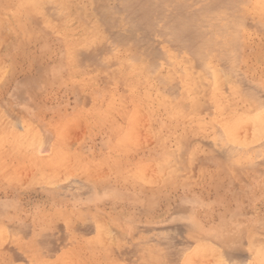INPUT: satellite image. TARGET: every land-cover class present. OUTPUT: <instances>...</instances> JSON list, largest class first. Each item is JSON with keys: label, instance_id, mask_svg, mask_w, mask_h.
<instances>
[{"label": "rangeland", "instance_id": "rangeland-1", "mask_svg": "<svg viewBox=\"0 0 264 264\" xmlns=\"http://www.w3.org/2000/svg\"><path fill=\"white\" fill-rule=\"evenodd\" d=\"M50 1L53 2L47 6L44 2V5L34 7L27 6L26 0H0V203L11 206L0 208V214H5L0 217V264H58L56 260L59 259L62 260L59 264H64L67 258V264H74V260L75 264H186L185 259H189L190 264L195 261L193 264L264 262V246H260L264 244V50H260L262 54L256 58L258 45L264 46V0H232L231 4L226 0L232 8L225 0L221 3L218 0L219 10L217 0H158L159 6H165L162 12L165 8L168 10L163 12L164 18L175 13L173 19L181 18L185 12L197 17L199 14L203 18L206 16L203 22L195 23L203 26L196 31L206 34L205 40L207 38L209 43L212 40L209 37H215L214 32L219 29L222 35L219 33L216 41H220L215 46L207 43L204 53L213 60L212 65L218 72L225 71L226 81L231 77L230 83L221 84L220 94L227 97L232 82L242 100L235 103L226 99L218 103L204 100L192 112L175 114L173 104L181 105L184 92L181 81L186 74L195 80L198 74H203V83L213 81L210 66L206 70L212 78L205 70L201 71L204 64L199 63L202 62L200 57L194 62L200 43H197L194 56L189 49L192 45H182V42L179 46L173 36L164 40L167 39L166 29H176L175 20L169 27L164 23L166 18L162 17L163 22L159 18L162 12L153 15L152 7L155 21L151 20L158 26L150 21L153 24L150 28L159 32V38L157 31L152 32L149 28V34V31L144 33L141 26L138 27L140 30L131 26L133 20L125 11L126 5L121 2L124 0H61L63 6ZM221 4L230 10L220 7ZM209 15L217 16L212 19ZM234 16L245 19L240 30L243 35L239 38L244 50L240 49L238 53L237 48V75L236 68L232 66L234 69L230 70L221 54V49L230 42V35L224 38L225 30L238 25V18ZM235 18L236 22L233 21ZM163 24L167 28H163ZM161 28L166 31L163 33ZM184 46L189 52L184 51ZM144 49L148 51L142 52L143 55L137 53ZM84 53L88 55L85 58ZM131 55H138L135 56L138 59L133 60ZM139 56L145 59L143 57L142 61ZM46 78L50 83L45 86ZM27 80L34 83L32 90L35 87H42V90L34 95L31 108L22 109L15 92ZM172 83L175 87L172 85L173 89H169L167 95L168 85ZM203 83L205 90L208 84ZM195 88L200 89L201 84ZM243 89L250 92L251 97ZM237 105L239 113L242 112L239 119L230 114L232 107ZM257 121L263 124L260 132L256 130L260 128L256 127ZM228 123L233 125L234 133L238 132L239 136L235 135L238 138L234 136L235 142L225 136ZM43 128L48 129L44 131ZM46 131L51 132L47 134ZM40 132L41 135H37ZM30 135L32 139L27 144ZM47 135L51 137L44 141ZM22 141L23 145L17 149L16 143ZM46 142L50 145H44ZM168 158L171 163L167 167L157 166ZM218 159L229 161L216 172ZM232 159L234 161L230 162ZM48 179L54 180L53 187L51 183L46 185L51 181ZM55 183H58V189ZM113 189L126 195L119 204L111 207L102 198L105 191ZM243 189L249 190L243 199L230 197L234 191ZM141 191L145 194H138ZM186 196L196 201L198 216L204 226L215 224L224 209L229 214L230 222L225 223L224 229H216L213 236L201 237L205 252L196 250V239L188 237L186 226L171 222L183 211L178 199ZM88 219L91 223L95 220L94 226L87 222ZM127 224L132 226V232L126 230ZM9 227L12 234L8 242ZM217 230H224V236L219 238ZM103 238H107L104 245ZM228 253L232 254L229 256Z\"/></svg>", "mask_w": 264, "mask_h": 264}, {"label": "bare ground", "instance_id": "bare-ground-1", "mask_svg": "<svg viewBox=\"0 0 264 264\" xmlns=\"http://www.w3.org/2000/svg\"><path fill=\"white\" fill-rule=\"evenodd\" d=\"M47 1H49V3L47 2ZM54 1H57V2H59L60 3V5H62L63 6V4H62V1L61 0H54ZM70 2L72 1V0H69ZM68 1V2H69ZM100 2H101V0H99ZM147 1V0H146ZM165 1V0H164ZM168 0H166V2H167ZM216 1V0H215ZM223 1V0H222ZM230 1V3L229 4H231L232 3V0H229ZM236 1V0H235ZM234 1V2H235ZM239 1V0H238ZM242 1V0H241ZM26 2H27V6H34V7H36L37 5H38V7L39 6H42V5H44V2L45 3H47V4H45L46 6L47 5H49L50 4V0H26ZM53 2V1H52ZM51 2V3H52ZM74 2V1H73ZM121 2H123L124 4L123 5H126V6H124V8L126 9L125 11H127L128 12V14H129V16H130V18L133 20V22H132V25L131 26H133V28L135 27V28H138L139 26H141V28L143 27V32L144 31H149V34H150V30H152L153 28H150V27H153V24H152V22L153 21H155V20H153V19H155V18H153V16H152V7H153V15H155L156 16V14L158 13V12H162V10H163V8L165 7V6H162V5H160L159 6V4H160V2L158 1V0H156V1H154V0H150V1H147V2H144L143 0H124V1H121ZM144 2V3H143ZM184 2V1H183ZM193 2H194V0H193ZM219 1L217 0V3H218ZM225 3H227L226 5H228V6H231V5H229L228 4V1L226 2V0L224 1ZM224 2H222V3H224ZM177 3V2H176ZM180 3V2H179ZM185 3V2H184ZM216 3V4H217ZM219 3H221V0H220V2ZM219 3L216 5L217 7H218V10H219ZM237 3V2H236ZM244 3V2H243ZM247 3V2H246ZM97 4V3H96ZM170 4V3H169ZM182 4V3H181ZM196 4V3H195ZM122 5V6H123ZM192 5H194V4H192ZM233 5V4H232ZM234 5H236V4H234ZM238 5H239V3H237V7L236 8H238ZM96 6V5H95ZM159 6V7H158ZM184 6V5H183ZM204 6V5H203ZM215 6V5H214ZM213 6V7H214ZM225 7V9H226V6L225 5H222L221 4V6L220 7H222V8H224ZM37 7V8H38ZM83 7V6H82ZM170 7V6H169ZM174 7V6H173ZM180 7V6H179ZM187 7V6H186ZM185 7V8H186ZM192 7V6H191ZM44 8V7H43ZM42 8V9H43ZM45 8H47V7H45ZM99 8V7H98ZM108 8V7H107ZM113 8V7H112ZM123 8V9H124ZM181 8V7H180ZM183 8V7H182ZM230 8H232V6L230 7ZM230 8L228 9V10H230ZM248 8V7H247ZM175 9V8H174ZM177 9V8H176ZM175 9V10H176ZM210 9H212V8H210ZM221 9V8H220ZM225 9H224V11H225ZM39 10V9H38ZM71 10H72V8H71ZM100 10H102L101 8H100ZM167 9L165 8L164 9V11H166ZM181 10V9H180ZM194 10V9H193ZM198 10V9H197ZM203 10H205L204 8H203ZM206 10H209V9H206ZM227 10V9H226ZM227 10V11H228ZM238 10V9H237ZM74 11V10H73ZM102 11H104V10H102ZM119 11V10H118ZM163 11V12H164ZM168 11V10H167ZM172 11V10H171ZM170 11V12H171ZM215 11V10H214ZM214 11H212L213 13H215ZM222 11V10H221ZM63 12V11H62ZM62 12L60 13V15H62ZM163 12L162 13H158L159 14V18H161V22H163L164 20L162 19V17L165 15V13H164V15L162 16V14H163ZM176 12V11H175ZM190 12H192V10L190 11ZM194 12V11H193ZM197 12V11H196ZM223 12V11H222ZM226 12V11H225ZM234 12V11H233ZM101 14H102V12H100ZM106 13V12H105ZM154 13H156V14H154ZM186 14H182L180 17L181 18H176V19H173L174 18V15L176 14H173V12L172 13H168L167 15H171V14H173L172 16H168V17H170L169 19H168V17L166 16L165 18L168 20V21H170V22H166L167 20H165V24H167L169 27L171 26V21H173L174 22V20L176 21V25H175V27H176V29H173V27H171L172 29V32H173V34H172V32H170V31H168V29H166V30H162V28H161V30L163 31V33L165 32V36H166V38L167 39H164L165 41L166 40H168V38H172L171 36H173L174 38V41H175V43L178 45L179 44V46H181V44H182V42H184V44H182V45H185V44H189L188 46H191L189 49H191L190 50V53L192 52V54L194 55L195 53H194V51L196 50V46H197V43H200V44H198L199 46H197V50H198V52H197V55H196V58L194 59V62H195V60L198 58V57H200V60L202 61V62H199L200 64L201 63H203L204 64V66L202 65H200L203 69L201 70L200 68V70L201 71H203V70H205L204 72H206L207 73V75H208V70H209V68L211 69L210 71H213L212 72V75H213V81H211V82H209V84L208 83H203L202 81H204L205 80V78H204V75L203 74H198V79H194V77H192V75H190V74H186L183 78H182V81H181V83H182V86L184 87V92H183V94H182V96H181V105H174L173 104V108H172V110L174 111V114H175V112H178V113H184V112H192V111H194L195 109H196V106L198 105V103L199 102H202V101H204V100H212V101H214V102H216V103H218V101H222V100H224V99H226V100H231V102L232 103H235L237 100H241L240 99V97H241V95H240V92H239V90H237L235 87H233L232 86V82H231V84H230V88H229V90H228V95H227V97H225V96H222L221 94H220V87H222L221 86V84L223 85V84H225V85H227L226 83H230V76H232L233 75V73H232V71H230V70H233L234 68H236V70L238 69L237 67H239V64H238V60L239 59H237V57H236V55L239 53V51H240V49L241 50H244V48L242 47V44H243V42H240V39L239 38H241V36L243 35V32H241L240 30H241V27H242V25H244V21H245V19H244V21H243V19L242 18H238L237 16H234V17H237L238 19H237V22H238V25L235 27H233L232 26V28L230 27V28H228V29H226V27H225V32H226V36L224 37V38H226V37H228L229 38V35H230V42H229V44H225L227 41H228V39L224 42V47H223V49H221L222 50V52H221V54L223 53L224 54V61H225V63H228V66L230 65V72H228V73H230V78H229V81H226L225 80V77H226V79H228L227 77L228 76H225V74H223L225 71H223L222 73L221 72H218L216 69H215V67H213V65H212V63H213V60L211 61L209 58H210V56H206L205 54L206 53H204V50L208 47V44L209 45H212V46H215L218 42L216 41L217 40V38H218V36L217 35H220L221 33H220V31H218V30H215V34L214 33H212V34H214L215 35V37H212V36H210L209 37V39L211 38L212 40L210 41V43L208 42L209 40L206 38V40H205V37H206V34H203V32L201 33V31H196L197 30V28H200V27H203V26H199L198 24H196L195 22H197V21H199V22H203L204 21V18L206 17H201V15L199 14L198 16L199 17H197V16H194L193 14H191V15H193V16H191V15H189V14H187V12H185ZM200 13H202V15H203V12H201L200 11ZM206 13V12H205ZM220 13V12H219ZM198 14V13H197ZM217 14V13H216ZM229 14V13H228ZM109 15V14H108ZM160 15H161V17H160ZM177 15H178V13H177ZM195 15H196V13H195ZM213 15V14H212ZM218 15V14H217ZM217 15H214L213 17H215V16H217ZM230 15V14H229ZM234 15V14H233ZM232 15V16H233ZM150 16H151V18H150ZM158 17V16H157ZM156 17V18H157ZM176 17V16H175ZM178 17V16H177ZM196 17V18H195ZM209 17L210 18H212L213 19V17H211V15H209ZM242 17V16H241ZM107 18H109V17H107ZM117 18V17H116ZM164 18V17H163ZM164 18V19H165ZM216 18H218V17H216ZM106 19V18H105ZM110 19H112V18H110ZM153 21H152V20ZM195 19V20H194ZM212 19H210V20H212ZM222 19V18H221ZM231 19V18H230ZM233 19V18H232ZM242 19V22L240 21L239 22V20H241ZM109 20V19H108ZM126 20V19H125ZM131 20V21H132ZM157 20H158V18H157ZM194 20V21H193ZM214 20H219V19H214ZM213 20V21H214ZM224 20V19H223ZM236 20V18L233 20V21H235ZM129 21V20H128ZM150 21H152L151 22V24H152V26H150L151 24H150ZM160 21V20H159ZM205 21H206V19H205ZM207 21H208V19H207ZM230 21V20H229ZM158 22V21H157ZM209 22V21H208ZM236 22V21H235ZM256 22V21H255ZM154 24H155V22H153ZM170 25H169V24ZM206 23V22H205ZM211 23V22H210ZM209 23V24H210ZM217 23V22H216ZM240 23V24H239ZM241 23H242V25H241ZM134 24V25H133ZM158 23H156L155 25L156 26H158L157 25ZM165 24H163L162 26H163V28L165 27V26H167V25H165ZM173 25L172 26H174V23H172ZM204 24V23H203ZM218 24V23H217ZM233 24H234V22H233ZM256 24V23H255ZM259 24V23H258ZM211 25V24H210ZM216 25V24H215ZM235 25V24H234ZM262 25L264 26V23H262ZM156 26H154V29H155V27ZM207 26V25H206ZM216 26H220V25H216ZM120 27V26H119ZM161 27V26H160ZM160 27H159V31H160ZM243 27H245V26H243ZM260 27H262L261 26V24H260ZM5 28V27H4ZM149 28H150V30H149ZM157 28V27H156ZM165 28H167V27H165ZM7 29V28H6ZM139 29V28H138ZM158 29V28H157ZM216 29H217V27H216ZM221 29V28H220ZM264 29V28H263ZM5 30V29H4ZM134 30H136V29H134ZM140 30V29H139ZM203 30V29H202ZM133 31V30H132ZM154 30H152V32H153ZM157 31V30H156ZM156 31H154V32H156ZM209 31H212V30H209ZM135 32H141V31H135ZM151 32V33H152ZM161 32V31H160ZM206 32V31H205ZM9 33V32H8ZM145 33V32H144ZM158 31L156 32V34H157V36H158ZM168 33H169V35H168ZM220 33V34H219ZM224 33V32H223ZM142 34V33H141ZM148 34V33H147ZM152 34H154V35H156L155 33H152ZM172 34V35H171ZM8 35V34H7ZM9 35L11 36V38H12V31L9 33ZM140 35V34H139ZM161 35H162V32H161ZM160 35V36H161ZM222 35V34H221ZM122 36V35H121ZM143 36V35H142ZM120 37V36H119ZM159 37V36H158ZM157 37V38H158ZM263 38H264V34H263V36H262ZM122 38H123V36H122ZM138 38V37H137ZM151 38H153V35H152V37ZM160 38V37H159ZM159 38H158V40H159ZM223 38V37H222ZM163 39V38H162ZM203 39L205 40V41H203ZM243 39V38H242ZM163 40V41H164ZM170 40V39H169ZM1 41V40H0ZM113 41V40H112ZM135 41V40H134ZM138 41H139V39H138ZM143 41V40H142ZM179 41L181 42V43H179ZM244 41V40H243ZM119 42V41H118ZM128 42V41H127ZM144 42V41H143ZM201 42H202V44H201ZM204 42V43H203ZM206 42V43H205ZM222 42V41H221ZM140 43V42H139ZM146 43V42H145ZM150 43V42H149ZM160 43V42H159ZM163 43V42H162ZM171 43V42H170ZM208 43V44H207ZM105 44V43H104ZM134 45H135V43H133ZM172 44H174V43H172ZM204 44V45H203ZM222 44V43H221ZM107 45H109V44H107ZM113 45V44H112ZM137 45V44H136ZM201 45H203V46H201ZM206 45V47H204ZM99 45H97V47H98ZM220 45L218 44V47H219ZM223 46V45H222ZM94 47V46H93ZM108 47V46H107ZM106 47V48H107ZM133 47V46H132ZM186 47V49H187V46H184L183 47V49ZM242 47V48H241ZM177 47H175V50H177L176 49ZM210 48V47H209ZM212 49H213V47H211ZM222 48V47H221ZM237 48H238V53H237ZM112 48H109L108 47V50L110 51ZM141 49V48H140ZM140 49H138V50H140ZM181 49V47H179V50ZM188 49V50H189ZM258 51H257V56H256V58L260 55V54H262L261 53V51L262 50H264V46H261V45H258ZM142 50V49H141ZM152 50V49H151ZM188 50H185L184 49V51H186V53H187V51ZM196 50V51H197ZM208 50V49H207ZM261 50V51H260ZM144 51H148V50H143V51H137V53H145ZM208 51H210V49L208 50ZM215 51V50H214ZM111 52H112V50H111ZM110 52V53H111ZM163 52V51H162ZM189 52V51H188ZM101 53H102V51H101ZM134 53V52H133ZM141 53H140V55H141ZM143 53H142V55H143ZM151 53V52H150ZM153 53V52H152ZM164 53V52H163ZM209 52H207V55H209L208 54ZM219 53V52H218ZM85 54V56H84V58L86 57V53H84ZM181 54V53H180ZM212 54V53H211ZM220 54V55H221ZM91 55V54H90ZM92 55H93V53H92ZM146 55H147V52H146ZM165 55V54H164ZM88 56V55H87ZM96 56V55H95ZM101 56V55H100ZM99 56V58H101ZM136 55H134V56H130L132 59H133V57H134V59L133 60H135V58L138 56H136ZM144 56H145V54H144ZM143 56V57H144ZM195 56V55H194ZM90 57V56H89ZM89 57H87V58H89ZM93 57V56H92ZM143 57L141 58L140 56H139V58H141L140 60H142L143 59ZM192 56H190V58H191ZM201 57H203V58H201ZM207 57H208V59H207ZM84 58H82V59H84ZM87 58H86V60H87ZM165 59L167 58V56H165L164 57ZM193 58V57H192ZM238 58H240V57H238ZM81 59V60H82ZM93 59H96V58H93ZM92 59V60H93ZM136 59H138V58H136ZM144 59H145V57H144ZM99 61L100 62V59H96V61ZM167 60V59H166ZM189 60V59H188ZM187 60V61H188ZM204 60H205V63H204ZM220 60V59H219ZM222 60V59H221ZM88 61V60H87ZM132 61V60H131ZM136 61V60H135ZM139 61V60H138ZM143 61V60H142ZM169 61V60H168ZM197 61V60H196ZM92 62V61H91ZM90 62V63H91ZM145 62V61H144ZM175 61H172V63H174ZM198 62V61H197ZM220 62V64H221V61H219ZM94 65H95V63H93ZM138 64V63H137ZM175 64V63H174ZM223 64V63H222ZM102 65V64H101ZM182 65V64H181ZM180 65V67H182ZM194 65H195V63H194ZM199 65V64H198ZM224 65V64H223ZM227 65V64H226ZM98 66V65H97ZM102 66H104V65H102ZM148 66V65H147ZM206 66V67H205ZM207 66H210L209 68L207 67ZM221 66V65H220ZM232 66L234 67V68H232ZM151 67V66H150ZM150 67H148L149 69H147V70H150ZM179 67V68H180ZM155 68V67H154ZM208 68V70H206ZM182 69V68H181ZM9 70V69H8ZM221 70V69H220ZM7 71V70H6ZM155 71V70H154ZM226 71H227V69H226ZM236 72V71H235ZM237 72H238V70H237ZM150 73V72H149ZM162 73V72H161ZM6 74V73H5ZM45 74L47 75L48 74V72H45ZM210 74V73H209ZM236 75L237 74H239V72L238 73H235ZM206 75V74H205ZM211 75V74H210ZM212 75H211V78H212ZM229 75V74H228ZM209 76V75H208ZM207 76V77H208ZM235 76V75H234ZM237 77V76H236ZM236 77H235V79H236ZM238 77L240 78L241 77V75L239 76L238 75ZM161 78H162V76H161ZM161 78H160V80L159 81H161ZM176 78V77H175ZM244 77H242V79H243ZM47 79L48 78H46V79H44L45 80V86H46V84H49L50 82H47ZM224 79V80H223ZM232 79H234L233 77H232ZM245 79V78H244ZM212 80V79H211ZM240 80V79H239ZM1 81V80H0ZM162 81H165V80H162ZM243 81V80H242ZM246 81V80H245ZM167 82V81H166ZM175 82H176V80H175ZM175 82H173V83H175ZM226 82V83H225ZM239 82V81H238ZM168 83V82H167ZM171 84V86L170 85H168V88H167V91L170 89H173V88H171V87H173L174 86V84ZM202 83L205 85V86H207L206 84H208V88L207 89H205V90H203L202 89ZM34 83L31 81V80H27L24 84H21L19 87V89L15 92V97L17 98V100H19L18 101V103H19V105H21V107H22V109H29V108H31L33 105H34V95L38 92V91H40V90H42V87H35L33 90H32V85H33ZM52 84V83H51ZM161 84V82L159 83V85ZM162 84H165V82H162ZM199 84H201V88L200 89H197V88H195V85H199ZM173 85V86H172ZM43 86V85H42ZM170 86V87H169ZM254 86V85H253ZM175 87V86H174ZM179 87V86H178ZM162 88V87H161ZM245 89V88H244ZM243 89V90H244ZM251 89V88H250ZM162 90H163V88H162ZM252 90V89H251ZM164 91V90H163ZM166 91V92H167ZM176 91V90H175ZM244 91H247V90H244ZM243 91V92H244ZM169 92V91H168ZM167 92V93H168ZM248 92V91H247ZM252 92H255V91H252ZM164 94H165V92H163ZM166 93V94H167ZM172 93H173V91H172ZM246 93V92H245ZM170 94V92L167 94V95H169ZM247 94H249L248 96H250L251 97V93L250 92H248ZM253 94H255V93H253ZM175 96V95H174ZM256 97H257V95H256ZM259 97V96H258ZM177 98V97H176ZM1 99V98H0ZM136 101V100H135ZM144 101V100H143ZM242 101V100H241ZM1 102V101H0ZM186 103H188L189 104V106L188 105H186ZM2 104V103H1ZM0 104V105H1ZM142 104H144V103H142ZM183 104V105H182ZM186 106H185V105ZM263 104V103H262ZM3 106V105H2ZM5 106V105H4ZM264 106V105H263ZM1 108V107H0ZM198 108H199V106H198ZM203 108V107H202ZM204 108H205V106H204ZM4 110V109H3ZM206 110V109H205ZM220 110L222 111V108H220ZM8 112H10L11 113V111H8ZM10 113L8 114L9 116H11L10 115ZM246 113H248V112H246ZM12 114H13V112H12ZM114 114V113H113ZM230 114H232V115H234L235 117H236V119H239L241 116H242V112L240 111V113H239V109H238V105L236 106V108L234 107H232V109H231V113ZM249 114V113H248ZM250 114H251V112H250ZM26 115H28V114H26ZM13 116V115H12ZM22 117V116H21ZM27 117H29V116H27ZM14 118V117H13ZM17 118V117H16ZM117 118V117H116ZM19 119H21V118H19ZM25 119V118H24ZM118 119V118H117ZM3 120V119H2ZM14 120H15V118H14ZM26 120V119H25ZM119 120V119H118ZM17 121V120H16ZM31 120H30V118H29V122H30ZM120 121V120H119ZM21 122V121H20ZM32 122V121H31ZM36 122V121H35ZM258 123H257V126H256V122H255V125L254 126H256V127H260L261 125H263V124H259V121H257ZM1 123H3V121L1 122ZM17 122H15V124H16ZM98 123V122H97ZM20 124V123H19ZM123 124V123H122ZM228 124H230V125H228ZM225 127V129H224V133H225V136H226V138L227 139H229L231 142H235V138H234V136L235 135H237V136H239L238 135V132L237 133H234V129H233V125L231 124V123H228ZM252 124V123H251ZM36 125H37V123H36ZM243 125V124H242ZM241 125V127L243 128V126H246L245 124L242 126ZM2 126V125H1ZM12 126V125H11ZM60 126V125H59ZM253 126V127H254ZM10 127V126H9ZM19 127V126H18ZM42 127V126H41ZM263 127V126H262ZM262 127H260L259 129H256V130H258L259 132H260V130H262ZM40 128V127H39ZM55 128V127H54ZM56 128L59 130V127H57L56 126ZM133 128V127H132ZM237 129L238 128H240V125L238 126V127H236ZM235 128V129H236ZM241 128V129H242ZM250 128H251V126H250ZM44 129V128H43ZM46 129V128H45ZM45 129H44V131H45ZM48 129V128H47ZM46 129V130H47ZM41 129H39L38 131H40ZM51 130V129H50ZM244 130H246V129H244ZM244 130H242V131H244ZM19 131V130H18ZM42 131V130H41ZM52 131V130H51ZM51 131H46L45 133H47V134H49V132H51ZM23 132V131H22ZM22 132H21V137H22ZM41 133L42 132H40V134H37V135H41ZM44 132H43V134L46 136V134H45ZM131 133H132V131H131ZM262 134V133H261ZM1 135V134H0ZM67 136V138H68V134H66ZM51 136H52V134H51ZM50 136V137H51ZM2 137V136H1ZM21 137H20V139H21ZM50 137H48V135H47V138L46 139H44V138H42V139H44V141H48L49 140V138ZM236 137V136H235ZM30 138L32 139V136L30 135V137L29 138H27L28 140V142H26L27 144L29 143V140H30ZM236 138H238V137H236ZM19 139V140H20ZM48 139V140H47ZM240 139V138H239ZM2 140H4V138H2ZM17 140V138L15 139V141ZM21 140H23V139H21ZM35 140V139H34ZM67 140V139H66ZM190 140H192L191 138H190ZM226 140V139H225ZM241 140V139H240ZM18 141V140H17ZM107 141H109V140H107ZM34 142V141H33ZM186 142V141H185ZM2 143V142H1ZM13 143V142H12ZM50 143V142H49ZM48 142H46L44 145H46L47 144V146H48V144H49ZM105 143H106V141H105ZM104 143V144H105ZM228 144H230L229 142H227ZM26 144V145H27ZM35 144V143H34ZM34 144H29V146L30 145H34ZM108 144V143H107ZM20 145H23V141L21 142V144H17L16 143V147H17V149H18V146H20ZM50 145V144H49ZM109 145V144H108ZM184 145V144H183ZM187 145H188V143H187ZM233 145V147L235 146L234 144H232ZM36 146V145H35ZM42 146H43V144H42ZM242 146V145H241ZM40 147V146H39ZM116 147V146H115ZM185 147H186V145H185ZM233 147H231V148H233ZM236 147V146H235ZM234 147V148H235ZM243 147V146H242ZM234 148L232 149L233 151H234ZM236 148H238V146L236 147ZM1 149H2V147H1ZM37 149V148H36ZM186 149V148H185ZM188 149V148H187ZM49 150V149H48ZM62 150V149H61ZM32 151V150H31ZM183 151H184V149H183ZM187 151V150H186ZM236 151H237V149H236ZM258 151V150H257ZM45 153V152H44ZM185 153V152H184ZM103 154V153H102ZM45 155V154H44ZM104 155V154H103ZM184 155V154H183ZM226 155V154H225ZM106 158V157H105ZM102 159V158H101ZM107 159V158H106ZM117 159V158H116ZM100 160V159H99ZM185 160V159H184ZM262 160V159H261ZM69 161H71V160H69ZM102 161H104V159L102 160ZM217 162H216V164L218 165V167L216 168V172L217 171H219V169L220 170H222V167L224 166V165H226V163L229 161V159H218V160H216ZM234 160L232 159V160H230V162H233ZM105 162V161H104ZM171 163V160L168 158V159H166V160H162L161 162H159V163H157V166H166L167 167V165H169ZM71 164V163H70ZM254 164H256V166H257V162L256 163H254ZM121 166V165H120ZM171 166H173V164H171ZM227 166V165H226ZM255 166V165H254ZM28 167V166H27ZM26 167V168H27ZM240 167V166H239ZM249 167H251V166H249ZM248 167V168H249ZM241 168V167H240ZM34 169V168H33ZM164 169V168H163ZM162 169V170H163ZM224 169V168H223ZM242 169H244V168H242ZM165 170V169H164ZM5 172V171H4ZM164 173V172H163ZM237 173V172H236ZM124 174V173H123ZM238 176V175H237ZM95 178V177H94ZM114 178V177H113ZM93 179V178H92ZM117 179V178H116ZM121 179V178H120ZM48 180H51L50 182L48 181L47 183H46V185H49V183H51V187H53L52 185H53V181L54 180H52V179H48ZM70 180V179H69ZM234 180V179H233ZM233 180H232V182H233ZM105 181V180H104ZM235 181V180H234ZM258 181V180H257ZM85 182V181H84ZM90 182V181H89ZM102 182V181H101ZM110 182H111V179H110ZM109 182V183H110ZM252 182V181H251ZM14 183V182H13ZM93 183V182H92ZM257 184V183H256ZM56 185H58V183H55V186ZM96 185V184H95ZM21 187V186H20ZM111 187V186H110ZM188 187V186H187ZM264 187V186H263ZM56 188L58 189V186H56ZM59 188H61V187H59ZM54 190V189H53ZM114 190V189H113ZM125 190V189H124ZM54 191H56V190H54ZM152 191V190H151ZM247 192H249V190H247V189H243L241 192H239V191H234L233 193H231L230 194V197H233V198H235L236 200H239V199H243V196H244V194L245 193H247ZM153 193H155V191H153ZM152 193V194H153ZM163 193V192H162ZM138 194H140V195H144L145 194V192L143 191H141V192H139ZM151 194V193H150ZM161 194V193H160ZM262 194H263V192H262ZM103 195H105L102 199L104 200H106L107 201V204L108 205H110L111 207L112 206H115V205H117V204H119L120 203V200L122 199V197L123 196H125L126 194L125 193H121V192H118V191H116V190H114V191H112V190H109V191H105V194H103ZM139 195V196H140ZM136 195L133 193V195H132V198H133V200L135 201L136 200V197H135ZM151 196V195H150ZM152 197V196H151ZM129 198V197H128ZM190 198L191 197H189V196H186V197H183V198H179L178 199V201L179 202H181V204H182V207H183V211H180L179 213H178V215L179 216H177L176 218H174V219H172L171 220V222L172 223H175V222H179V223H181V225L182 226H186V229H187V234H188V237H190V238H193V239H196V240H194V242H195V246H196V250L197 251H204V246H205V244H203L202 242V239H201V237H210V236H213V233H214V231L216 230V229H224V228H222L224 225H225V223L226 222H230V217H229V214H228V212L226 211V209H224L221 213H220V215H219V218H218V220L215 222V224H213V225H207L206 224V226H204L203 224H205L202 220H201V222H200V218H199V216H198V212H197V203H196V201H194V200H190ZM264 198V197H263ZM100 199V201H101V198H99ZM148 199V198H147ZM230 199V198H229ZM89 199H87V201H88ZM6 202V201H5ZM12 202V201H11ZM131 202V201H130ZM72 203V202H71ZM125 203V202H124ZM6 204H11V203H9V202H6ZM49 204V203H48ZM73 204V203H72ZM132 204V203H131ZM15 205V204H14ZM36 205V204H35ZM51 204H49V206H50ZM107 205V206H108ZM5 206V204H3V203H0V208H3ZM48 206V205H47ZM48 206V207H49ZM52 206V205H51ZM100 206V205H99ZM121 206V205H120ZM6 208H11V206L10 205H7V206H5ZM34 207V206H33ZM13 209H14V207H12ZM55 208V207H54ZM60 208V207H59ZM114 208V207H113ZM113 208H112V210H113ZM119 208V207H118ZM38 209V208H37ZM40 209V208H39ZM50 208H48V210H49ZM115 210H116V208H114ZM47 210V209H46ZM53 210V209H52ZM111 210V211H112ZM19 211V210H18ZM43 211H44V209H43ZM114 211V210H113ZM128 211V210H127ZM40 212H41V210H40ZM48 212V211H47ZM39 213V212H38ZM85 213V212H84ZM18 214V213H17ZM83 214V213H82ZM2 215H5V214H0V217H2ZM80 216H81V214H79ZM17 216V215H16ZM37 216V215H36ZM84 216V215H83ZM128 216V215H127ZM204 216H207V215H204ZM207 217H209V216H207ZM97 218H99L98 216H97ZM96 218V219H97ZM101 218V217H100ZM129 218V217H128ZM35 219V218H34ZM102 219V218H101ZM106 219H107V217H106ZM5 220V219H4ZM98 220V219H97ZM103 220V219H102ZM102 220H101V222H102ZM121 220V219H120ZM194 220L196 221H198L199 223H196V222H194ZM204 220V219H203ZM211 220V219H210ZM100 221V220H99ZM252 221H254V220H252ZM256 221V220H255ZM68 222H69V220H68ZM88 223H90V224H92L93 226H94V224H95V220H94V224L93 223H91L90 221H89V219H88V221H87ZM86 222V223H87ZM100 222V223H101ZM121 222V221H120ZM77 223V222H76ZM85 223V224H86ZM103 223V222H102ZM101 223V224H102ZM108 223V222H107ZM126 223H128V222H126ZM255 223V222H254ZM257 223V222H256ZM255 223V224H256ZM23 224V223H22ZM196 224H200V226L199 227H197L196 226ZM260 224V223H259ZM261 224H263V223H261ZM74 225V224H73ZM89 224H87V226H88ZM104 225V224H103ZM105 225H106V223H105ZM125 225V224H124ZM257 225V224H256ZM17 227V225H13V227L14 228H16ZM20 226H21V223H20ZM86 226V227H87ZM99 226H101V225H99ZM108 226V225H107ZM247 226H248V224H247ZM247 226L245 227V228H247ZM259 226V225H258ZM262 226H264V224L262 225ZM42 227V226H41ZM45 227V226H44ZM91 227V226H90ZM105 227V226H104ZM259 227H261V226H259ZM4 228V227H3ZM2 228V229H3ZM21 228V227H20ZM39 228V227H38ZM109 229H110V227H108ZM234 228V227H233ZM239 228V227H238ZM256 228V227H255ZM8 229V228H7ZM36 229H37V227H36ZM93 229V228H92ZM108 229V230H109ZM114 229V228H113ZM116 229V228H115ZM237 229V228H236ZM4 230V229H3ZM41 230V229H40ZM62 230V229H61ZM74 230V229H73ZM126 230H128L129 232H132V226H130V225H128L127 224V226H126ZM185 230V229H184ZM1 231V230H0ZM9 231V232H8ZM10 227H9V229L7 230V234H9L8 236H7V239L6 240H8L9 239V236L12 234V232L10 233ZM70 231V230H69ZM94 231V230H93ZM116 231V230H115ZM3 233H2V235L5 233L4 231H2ZM37 232V231H36ZM42 232V231H41ZM100 232V231H99ZM102 232V234H103V231H101ZM237 232V231H236ZM240 232V231H239ZM34 233H35V231H34ZM108 233H109V231H108ZM218 236H219V238L220 237H223L224 236V230H217V233H216ZM233 234V233H232ZM45 235V234H44ZM57 235V234H56ZM55 235V236H56ZM69 235H70V232H69ZM68 235V236H69ZM109 235V234H108ZM236 235V234H235ZM234 235V236H235ZM5 235H3V238H4V240H5V237H4ZM34 236H35V234H34ZM37 236V235H36ZM35 236V237H36ZM78 236V235H77ZM169 236V235H168ZM181 236V235H180ZM79 237V236H78ZM100 237H104V235L103 236H101L100 235ZM160 237V236H159ZM166 237V236H165ZM175 237V236H174ZM1 238H2V236H1ZM3 238L1 239L2 240V243H3ZM56 238V237H55ZM167 238V237H166ZM169 238H171L170 236H169ZM199 238V239H198ZM31 239V238H30ZM102 239V238H101ZM106 240H107V238H105ZM106 240H104V238H103V240H102V243H103V245H104V241H106ZM164 240V239H163ZM166 240V239H165ZM171 240V239H170ZM154 241V240H153ZM172 241H173V239H172ZM261 241V240H260ZM8 242H9V240H8ZM92 243H94L93 241H91ZM107 242V241H106ZM147 242H149V241H147ZM200 242V243H199ZM51 243V242H50ZM60 243V242H59ZM96 243H97V241H96ZM102 243H100V245H101V247L103 246L102 245ZM122 243V242H121ZM221 243H223V241L221 242ZM169 244V243H168ZM189 244H190V242H189ZM98 245V244H97ZM161 245V244H160ZM11 246V245H10ZM44 246V245H43ZM50 246V245H49ZM68 246V245H67ZM123 246V245H122ZM167 246V245H166ZM192 246V245H191ZM190 246V247H191ZM220 246V245H219ZM260 246H264V244H261ZM124 247V246H123ZM221 247V246H220ZM51 248V247H50ZM49 248V249H50ZM97 248H98V246H97ZM172 247H171V245H170V249H171ZM180 248V247H179ZM178 248V249H179ZM13 249V248H12ZM48 249V248H47ZM128 249V248H127ZM190 248H188V250H189ZM11 250V249H10ZM16 250V249H15ZM172 250V249H171ZM183 250V249H182ZM54 251V250H53ZM130 251H131V249H130ZM168 251V250H167ZM173 251V250H172ZM184 251V250H183ZM182 251V252H183ZM190 251V250H189ZM188 251V252H189ZM12 252H13V250H12ZM24 252V251H23ZM44 252H46V251H44ZM55 252V251H54ZM169 252H171V251H169ZM175 252V251H174ZM178 252V251H177ZM185 252H187V251H184V253ZM205 252V251H204ZM15 253V252H14ZM13 253V254H14ZM66 253V252H65ZM192 253V252H191ZM194 253H196V252H194ZM201 253V252H200ZM26 254V253H25ZM44 254V253H43ZM49 254V253H48ZM47 254V255H48ZM51 254V253H50ZM181 254H183V253H181ZM232 253H228V255L230 256ZM19 255V254H18ZM191 255V254H190ZM189 255V256H190ZM192 255H193V253H192ZM191 255V256H192ZM198 255V254H197ZM233 255H235V254H233ZM243 255V254H242ZM50 256H52V255H50ZM69 256H71L70 254H69ZM179 256V255H178ZM183 255H181L180 256V258L182 257ZM48 257V256H47ZM54 257V256H53ZM56 257V256H55ZM177 257V256H176ZM199 257V256H198ZM247 257V256H246ZM263 257H264V254H263ZM67 258V257H66ZM187 258V257H186ZM193 258V257H192ZM240 258V257H239ZM68 259V258H67ZM67 259H64V261L66 262V263H64V264H67L68 263V261H66ZM70 259V258H69ZM71 259H73L74 260V258H72L71 257ZM136 259H138V257L136 256ZM182 259H184V258H182ZM181 259V260H182ZM60 260V259H59ZM59 260H56V261H58V264L62 261H59ZM194 260V259H193ZM198 260H199V258H198ZM227 260H228V257H227ZM244 260H245V258H244ZM23 261H24V259H23ZM70 261V260H69ZM121 261V260H120ZM134 261V260H133ZM146 261H147V258H146ZM149 261V260H148ZM183 261V260H182ZM185 261H187L186 262V264L188 263V264H190L188 261H189V259L187 260V259H185ZM184 261V262H185ZM195 261V260H194ZM242 261V260H241ZM248 261V260H247ZM28 262H29V260H28ZM34 262V261H33ZM74 262V264H75V260L73 261ZM136 262V261H135ZM196 262V261H195ZM195 262H193V263H195ZM243 262V261H242ZM245 262V261H244ZM56 263V262H55ZM54 263V264H55ZM141 263V262H140ZM168 263V262H167ZM193 263H191V264H193ZM230 263V262H229ZM240 263V262H239ZM53 264V263H52ZM130 264H133V263H130ZM171 264V263H170ZM244 264V263H243ZM261 264H264V262H261Z\"/></svg>", "mask_w": 264, "mask_h": 264}]
</instances>
